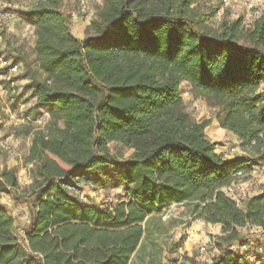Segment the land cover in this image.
<instances>
[{
    "label": "trees",
    "instance_id": "16d2710c",
    "mask_svg": "<svg viewBox=\"0 0 264 264\" xmlns=\"http://www.w3.org/2000/svg\"><path fill=\"white\" fill-rule=\"evenodd\" d=\"M103 1L99 35L82 39L70 31L63 0L22 11L43 73L32 77V96L50 120L46 132L31 134L25 159L42 187L28 195L33 219L22 242L0 205V264H128L145 217L184 202L194 219L222 226L227 250L208 264H240L244 253L230 245L247 224L264 233V199L240 205L224 187L253 163L216 153L204 132L210 120L185 111L180 84L216 107L219 126L264 161V11L248 26L236 18L213 27L196 0ZM111 141L129 155L110 154ZM109 167L128 202L95 207L70 194L66 185ZM1 179L18 188L14 168Z\"/></svg>",
    "mask_w": 264,
    "mask_h": 264
},
{
    "label": "rangeland",
    "instance_id": "374dc122",
    "mask_svg": "<svg viewBox=\"0 0 264 264\" xmlns=\"http://www.w3.org/2000/svg\"><path fill=\"white\" fill-rule=\"evenodd\" d=\"M37 1L39 0H0V9L9 13L0 27V54L19 63V72L10 77L11 82L0 78V205L12 207L10 213L13 215V233L19 242L23 241L33 219L31 203L34 198L29 200L28 195L34 189L42 187L41 179L33 173L34 165L25 162L28 155L27 137L31 141L34 131L46 132L50 120V112L45 107L36 105V98L32 96V77L34 74L42 77L43 73L38 67L34 52L35 27L22 16V11ZM255 4L256 8L249 11L244 0H234L230 6L220 10L218 0L195 1V5L205 14L204 25L213 27H217L222 20L236 18H241L245 26L250 25L264 11V0H256ZM63 8L68 15L70 12L75 13L70 19V31L75 37L82 39L99 35L103 26L100 13L105 10L103 0H63ZM180 89L185 111L196 120H210L204 129L206 136H221L219 139L227 153H234L240 159H249L253 163L252 170L243 172L236 184L239 204L242 205L252 195L264 199V161L260 159V154L242 147L235 134L221 128L216 119L218 109L194 96L188 82L182 81ZM260 90H264L263 82ZM19 104H24V107L20 109ZM261 105H264V101ZM38 117L39 123L35 121ZM58 123L63 124L61 120ZM5 145H9L11 149L5 151L2 148ZM107 151L112 155L122 153L123 157L130 153L129 149L113 141L107 144ZM11 168L15 169L18 183L16 190L1 179V172ZM113 182V168L109 167L101 177L91 178L89 181L79 180L78 183L80 192L86 196L88 203L95 207L111 208L118 201H129L126 188L114 187ZM70 194L77 195L72 191ZM190 208V202L170 203L159 212L147 215L140 223L143 234L128 264H208L227 250L228 244L222 239L224 234L221 231L217 234L216 230L208 227L206 237H202V228H191L196 219L189 213ZM24 215L25 222H19ZM237 231L235 245L236 242L246 240L253 249L264 253V233L259 227L247 224L239 230L237 228ZM241 252L240 248L235 250L237 255ZM261 259H241L240 264H262Z\"/></svg>",
    "mask_w": 264,
    "mask_h": 264
},
{
    "label": "built area",
    "instance_id": "2783aa9c",
    "mask_svg": "<svg viewBox=\"0 0 264 264\" xmlns=\"http://www.w3.org/2000/svg\"><path fill=\"white\" fill-rule=\"evenodd\" d=\"M218 1L220 4L219 8H220V10H222L223 8H227L228 6H230L234 0H218ZM255 1L256 0H244V4H245L246 9L250 11V10H253L254 8H256ZM217 12H218V14H220L219 10ZM8 15H9V13L7 11H3L2 9H0V27H1L2 21H4ZM69 15L71 18V17L75 16V13L70 12ZM18 72H19L18 61L12 60L11 58L0 54V78H4L8 82H11L12 80L10 77H12L13 75H17ZM23 107H24V104H19L20 109H22ZM35 121L39 123L40 117H38ZM38 126H41V125H38ZM2 148L5 151H9L11 149L9 145L2 146ZM242 174H243L242 171H240V170L237 171L233 175L234 180L228 186L224 187L225 193L228 196H230L232 199H234L237 203H239V200H238V198H236V184H237L238 179L241 177ZM66 187L69 191L75 192L77 194L79 200L83 204L91 205L90 203L87 202L86 196L80 192L79 183H76L75 185L69 184V185H66ZM106 208H108V207H106ZM245 241L246 240H243L242 243L236 242V245H235V242L232 243L230 245V249L237 250L240 248V250L242 251L241 254L244 253V257L246 260L251 261L253 259H257L260 255V251L253 249L251 247V243L248 244Z\"/></svg>",
    "mask_w": 264,
    "mask_h": 264
},
{
    "label": "crops",
    "instance_id": "0c3cea01",
    "mask_svg": "<svg viewBox=\"0 0 264 264\" xmlns=\"http://www.w3.org/2000/svg\"><path fill=\"white\" fill-rule=\"evenodd\" d=\"M32 98L35 100L34 97H32ZM220 137L221 136H218V135H215V134H211V135L208 136L209 140L211 142H214L215 143V148L214 149H215L216 153L221 154L226 159H240L241 158L240 156L235 155L234 153H227L224 150V147L225 146L221 143V141L219 139ZM235 137H237V136H235ZM27 140H28V143H27L28 147H27V152L26 153H28V150H29L30 138L27 137ZM2 208L8 213V215L10 217L13 218V215L10 213V211H12L11 210L12 207L9 208V207H3L2 206ZM20 218H22L23 220L22 221H19V222H25L26 215H24V217H20ZM193 223L194 224H193V226L191 228H194V229L195 228H202V232H201L202 237H206V231H208V227L209 228H212L213 230H216L217 234H220L221 227H222L221 224H219V223H209V222H205V221H203L201 219H196ZM238 230H239V228H238ZM208 240H209V238H208Z\"/></svg>",
    "mask_w": 264,
    "mask_h": 264
}]
</instances>
